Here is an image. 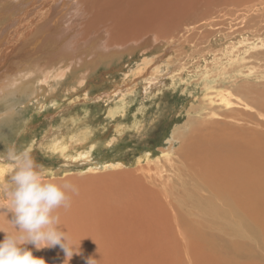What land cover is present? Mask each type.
<instances>
[{
  "label": "bare ground",
  "instance_id": "bare-ground-1",
  "mask_svg": "<svg viewBox=\"0 0 264 264\" xmlns=\"http://www.w3.org/2000/svg\"><path fill=\"white\" fill-rule=\"evenodd\" d=\"M199 1L0 0V110L6 106V111L0 112V125L7 126L0 136L2 140L8 141L14 128L20 125L14 118L18 97L42 101L62 86L67 95H73L101 67L125 59V54L132 57L137 50L145 54L150 46L159 48L150 41L155 36L145 30L150 29L147 21L154 19L155 25L156 21L159 24L162 21L168 26L189 7L205 2ZM87 8L93 12L97 11L94 8L111 9L118 15L116 20L131 25L134 31L139 25L141 32L133 31L137 35L129 37L132 31H124L123 39L108 41L105 28L93 29L89 24L92 18L79 22L88 19ZM263 10L252 11L259 14ZM246 13L250 23L256 24L257 19L264 22V15L254 17L249 16V11ZM255 33L264 37V26L258 31L256 28ZM243 51L247 52L246 46ZM248 56L249 60L264 62V52H250ZM154 58H144L143 63L147 66ZM64 82L67 83L63 85ZM234 88L243 95L240 105L254 108L259 118L252 113L239 114L235 109L239 104L230 99V94L221 93L220 104L225 108L220 116L222 121L205 120L190 128L182 139L174 138L179 146L169 149L170 156L157 164L156 174L148 166L140 175L120 173L118 176L123 178L118 186L120 191L98 198L96 203L84 201L85 210L80 208L81 216L74 218L87 222L88 231L102 233V241H94V246L105 250L106 264H264V120H259L264 118V90L254 91L247 82ZM124 89L116 94L120 100L131 88ZM253 94L255 98L249 97ZM14 119L16 125H11ZM35 144L31 140L21 150L31 152ZM70 147L54 145L52 152L59 150L66 155L72 152ZM85 150L77 151L76 159L85 157ZM7 169L11 171L13 165L0 161V176H5ZM9 201H0V242L5 238L4 232L19 234L11 223ZM94 204L97 208L88 210ZM63 211L57 210L60 220L66 218ZM75 224L65 228L59 223L58 228L73 230ZM25 247L33 254L41 252L31 244Z\"/></svg>",
  "mask_w": 264,
  "mask_h": 264
},
{
  "label": "rangeland",
  "instance_id": "rangeland-1",
  "mask_svg": "<svg viewBox=\"0 0 264 264\" xmlns=\"http://www.w3.org/2000/svg\"><path fill=\"white\" fill-rule=\"evenodd\" d=\"M263 1L205 0L202 3L200 0L202 4L198 2V7H189L187 11L177 15L169 27L162 21H159L160 24L156 21V25L152 23L154 19L147 21L150 29L145 30H150L151 36H155L150 41L160 50L156 47L151 49L150 46L145 54H141V50L132 53V57L125 54V59L110 67H101L73 95H67L62 86L63 90L60 87L55 89L53 96L42 101L18 97L20 99L16 100L14 118L20 121V125L14 128L16 132L13 130L8 141H3L0 137V153L6 152L12 146L19 150L27 148V144L33 140L36 144L30 153L38 164L48 170L44 176L45 182L59 185L71 182L78 189V193H68L71 197V207L68 209L76 211L70 212L61 208L64 210L63 217L66 218L60 220L65 228L77 223L75 229L65 231L69 237V247L74 252L73 256L67 258L64 251L57 246L36 252L33 254L35 257L44 258L47 264H87L89 257L96 260L95 264H106L105 250L95 249L93 242L102 241V233L98 230L88 231L87 222L76 221L77 218H74L81 216L80 208L85 210L88 202L96 203L98 198L120 191L118 186L123 179L118 176L120 173L140 175L148 167H152V174H156L157 164L160 165L170 156L171 148L179 146L175 139H182L205 120L222 121L220 116L225 108L220 104L221 93L230 94V99L239 104L235 108L239 114L243 112L257 116L254 108L248 109L242 105L243 95L237 94L233 89L234 86L247 82L253 86L254 91L264 90V62L260 59L249 60L248 56L250 52H264V37L255 33V29L258 31L260 26H264V22L257 19L254 24L246 18L247 11L249 16L263 17L264 10L259 14L252 11L263 9ZM94 10L97 11L87 8L85 16L88 19L83 21L82 18L79 22L92 18L89 24L92 28H105L108 41L123 39L124 31H132L130 35L126 34L129 37L135 31L141 32L139 25L134 31L130 28L131 25L116 20L118 15L112 13L111 9ZM236 29L241 31L236 32ZM105 38L106 36L103 40ZM245 46L247 52L243 51ZM150 56L154 60L146 66L143 60ZM149 76L151 77L148 78ZM124 87L131 89H127L128 93L120 100L116 94L126 91ZM249 97L256 96L253 94V97ZM5 107H1L0 112H5ZM261 118L259 120H264ZM15 119L11 125L15 124ZM6 127L0 125V136ZM62 143L72 146V152L66 155L59 150L52 152V146H63ZM109 143L112 144L109 146ZM84 148H87L85 157L76 159L75 153ZM1 162L11 164L8 161ZM14 171L13 166L11 171H5V176H0V201L10 199L8 189L14 186L7 181ZM93 208H97L95 204L88 210Z\"/></svg>",
  "mask_w": 264,
  "mask_h": 264
},
{
  "label": "clouds",
  "instance_id": "clouds-1",
  "mask_svg": "<svg viewBox=\"0 0 264 264\" xmlns=\"http://www.w3.org/2000/svg\"><path fill=\"white\" fill-rule=\"evenodd\" d=\"M0 161L11 162L15 168L7 181L14 186L8 189V210L12 214L11 223L19 233L12 236L4 232L5 238L0 242V264H47L44 258L35 257L25 247L28 244L37 251L59 246L67 258L72 257L74 252L69 247L68 234L58 228L57 210L70 208L68 193H78V189L71 182L63 185L45 182L48 170L38 164L27 149L17 150L12 146L0 153ZM95 261L89 257L87 264H95Z\"/></svg>",
  "mask_w": 264,
  "mask_h": 264
}]
</instances>
